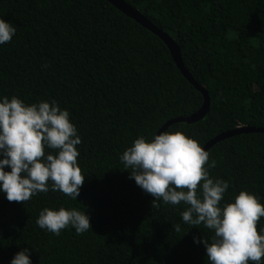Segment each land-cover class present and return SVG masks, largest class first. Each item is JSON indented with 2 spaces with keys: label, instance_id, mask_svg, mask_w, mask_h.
I'll return each mask as SVG.
<instances>
[{
  "label": "trees",
  "instance_id": "1",
  "mask_svg": "<svg viewBox=\"0 0 264 264\" xmlns=\"http://www.w3.org/2000/svg\"><path fill=\"white\" fill-rule=\"evenodd\" d=\"M123 1L176 42L209 97L202 119L163 133L181 131L203 147L226 131L264 128V0ZM0 17L17 28L0 45V98L55 100L67 109L85 176L77 200L51 189L25 203L0 193V264L25 247L33 264H210L193 237L211 242L214 233L185 224L183 202L153 207L120 160L139 136L151 139L202 106L166 44L107 0H0ZM207 152L216 161L210 175L229 181L221 206L241 190L264 204V132L234 134ZM45 207L87 212L92 229H41Z\"/></svg>",
  "mask_w": 264,
  "mask_h": 264
},
{
  "label": "clouds",
  "instance_id": "2",
  "mask_svg": "<svg viewBox=\"0 0 264 264\" xmlns=\"http://www.w3.org/2000/svg\"><path fill=\"white\" fill-rule=\"evenodd\" d=\"M16 31L0 17V45L10 42ZM81 142L69 111L55 100L28 104L17 96L0 98V193L9 202L25 203L51 189L77 200L85 179L77 160ZM209 158L196 139L181 131L151 139L139 136L120 156L129 178L154 198L153 207L160 206L156 201L183 202L188 207L182 221L214 233L211 242L193 237L195 244L204 245L210 264H264V228L257 231L264 204L241 190L233 202L221 206L229 181L210 175L216 161ZM36 224L55 235L68 227L77 235L92 229L87 212L65 207H45ZM9 264H33L31 249H21Z\"/></svg>",
  "mask_w": 264,
  "mask_h": 264
},
{
  "label": "water",
  "instance_id": "3",
  "mask_svg": "<svg viewBox=\"0 0 264 264\" xmlns=\"http://www.w3.org/2000/svg\"><path fill=\"white\" fill-rule=\"evenodd\" d=\"M107 1L110 4H112L115 8H117L119 11H121L128 17L132 18L141 26H143L144 28L155 34L158 38H160L169 49L170 54L177 68L183 75V77L186 78L202 94L203 103L201 108L197 112L187 117H178L166 122L163 126L159 128V130L156 132L155 135L162 134L171 124L177 122L194 123L202 119L207 113L209 107L208 94L197 82L194 81V79L191 77V75L183 65L181 52L176 42L167 33L157 28L151 21L146 19L137 9L130 6L125 1L123 0H107ZM240 132H264V128L244 127L241 129L226 131L206 142L203 148L205 151H208L215 143Z\"/></svg>",
  "mask_w": 264,
  "mask_h": 264
}]
</instances>
